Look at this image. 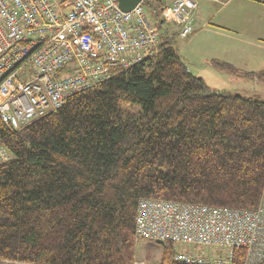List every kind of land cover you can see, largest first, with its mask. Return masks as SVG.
<instances>
[{"label": "trees", "instance_id": "1", "mask_svg": "<svg viewBox=\"0 0 264 264\" xmlns=\"http://www.w3.org/2000/svg\"><path fill=\"white\" fill-rule=\"evenodd\" d=\"M145 6L161 30L155 56L23 129L0 119V143L12 156L0 164V259L133 264L143 198L258 206L264 100L209 93L174 47L164 0ZM253 75L264 79V71ZM174 256L165 241L160 264H187Z\"/></svg>", "mask_w": 264, "mask_h": 264}, {"label": "built area", "instance_id": "2", "mask_svg": "<svg viewBox=\"0 0 264 264\" xmlns=\"http://www.w3.org/2000/svg\"><path fill=\"white\" fill-rule=\"evenodd\" d=\"M145 1L124 11L119 0H0L3 123L23 129L72 95L155 56L161 30ZM197 6V0H172L162 10L163 20L188 38L195 32ZM11 157L0 143V164ZM135 239L137 247L149 248L133 264H158L163 252L158 240L173 243L178 262L234 264L242 251L241 264H264V187L253 209L143 198ZM0 264L44 263L4 258Z\"/></svg>", "mask_w": 264, "mask_h": 264}, {"label": "rangeland", "instance_id": "3", "mask_svg": "<svg viewBox=\"0 0 264 264\" xmlns=\"http://www.w3.org/2000/svg\"><path fill=\"white\" fill-rule=\"evenodd\" d=\"M171 0H164L165 5ZM200 17L212 21L227 20L230 17L236 19L239 28L233 31L240 38L247 36L259 40L264 39V0H223V3H217L209 0L199 1ZM164 26L169 29L174 40V45L181 54L190 57L191 61L187 66L194 72L203 73L208 78L207 91L209 93H233L246 95L248 97H258L264 100V79L258 77H245L241 73H231L226 71L224 73L216 70L210 58L202 51L199 40L192 43L190 38H180L178 35V27L171 22L165 21ZM238 33V34H237ZM203 32L199 33L201 37ZM177 36V37H176ZM176 37V38H175ZM198 37V38H199ZM215 40V37L210 38ZM251 50H256L260 53L262 50L257 46H250ZM195 69H201L196 71ZM210 71V72H209ZM140 247V246H138ZM163 253V252H162ZM162 253L158 264L161 263ZM153 258V256H152Z\"/></svg>", "mask_w": 264, "mask_h": 264}, {"label": "crops", "instance_id": "4", "mask_svg": "<svg viewBox=\"0 0 264 264\" xmlns=\"http://www.w3.org/2000/svg\"><path fill=\"white\" fill-rule=\"evenodd\" d=\"M199 1L200 0H197L198 6L196 9L195 32L190 35L188 39L190 38L192 43L199 40L198 42L200 43L202 51L205 52L208 58H210L213 67L220 73L229 71L238 75L239 73H241V75L245 77H256L255 75H253V73L264 71V39L260 38L259 40H257L247 36H242L245 38H240L236 34H233V31L236 33L235 30L239 28V24L236 19H233L231 17L227 20H216V23H212V21L200 17ZM209 1L217 2L220 4L223 3V0ZM200 32H203L201 37H199ZM213 37H215V40H210V38L213 39ZM251 45L259 47V49H261L262 51L260 53H257L256 50H251ZM174 47L177 50L175 45ZM177 52L186 63V65L192 62L189 56L181 54L179 51ZM215 60L233 65L236 68V71H233L226 67L224 68L221 66H216L214 64ZM189 70L193 74L203 78L205 83L208 82V78L203 73V71H200L201 69H195L197 72L200 71L199 73H194L190 68ZM145 248H149L148 243H142L139 248L137 247L136 255L144 256L146 254L144 250Z\"/></svg>", "mask_w": 264, "mask_h": 264}, {"label": "water", "instance_id": "5", "mask_svg": "<svg viewBox=\"0 0 264 264\" xmlns=\"http://www.w3.org/2000/svg\"><path fill=\"white\" fill-rule=\"evenodd\" d=\"M142 0H119V5L124 11H130L135 8ZM160 244H164L162 240H158Z\"/></svg>", "mask_w": 264, "mask_h": 264}]
</instances>
